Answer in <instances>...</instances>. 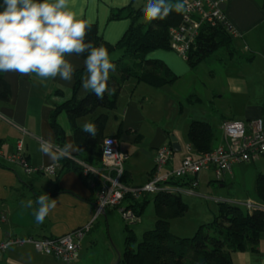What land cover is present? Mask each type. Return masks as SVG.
<instances>
[{"label":"crops","instance_id":"1","mask_svg":"<svg viewBox=\"0 0 264 264\" xmlns=\"http://www.w3.org/2000/svg\"><path fill=\"white\" fill-rule=\"evenodd\" d=\"M218 1L225 4L223 13L237 34L231 38L228 46L218 48L206 61H203L208 62L216 55L215 59L220 66H223L221 67L224 73V76L222 75L223 86L218 91L208 90L211 99H209V104L216 112L211 120L216 124L215 129L220 133V136L215 134L210 121H201L191 115L194 113V106L202 104L200 98L195 94L185 95L186 99L183 103L190 108L184 109L180 104L178 114L179 119H182L183 123L188 126V130L194 121L207 123L213 133L212 148L222 144L219 126L223 121L246 122L264 119V103H261L260 100L261 92L264 91V85H262L264 76L257 75V68L251 66L255 61L264 64V0ZM136 2L137 0H129L126 6H121L123 0H72L71 7L78 16L92 21L98 37L107 47L113 49L110 58L115 53H120L119 59L126 61L127 57L115 48L130 25L129 9H141V7L135 6ZM116 15L118 18H115ZM219 50H224L222 57L220 54H216ZM148 57L151 60L159 59L158 61H161L169 69L175 76L173 86L178 88L182 86L191 88L190 85L196 84L195 71L203 63H199L195 68H190L187 62L171 50H156L149 53L146 58L148 59ZM70 59L76 65V71L70 84L58 77L55 80L44 81L38 78L35 73L21 75L11 71L0 72L10 89L9 101L0 103V149L4 156L12 154L16 142L22 139L23 152L31 167H50L57 164V161L52 162L39 151L41 138L51 137L55 143V133L50 125V116L63 103L73 97L79 101L88 93H85L81 88L82 78L87 74L83 63L84 59L74 55ZM111 62L114 61L111 59ZM240 63L250 64V66L246 65L244 69L238 70L241 67ZM77 72H83V74L74 92ZM125 84L127 88L124 90L128 92L125 100L120 99L123 90L121 87L113 110L97 109L92 115L79 118L75 123L82 130V125L85 122H93L99 115L105 114L107 120L102 137H115L120 150L128 153L129 160L124 166L126 180L129 187H141L155 174L156 151L163 146L170 145V137L175 135L177 130L174 125L168 126L166 129L151 126L150 124H159V117L156 115L154 119L156 123H147L146 118L149 112L146 107L153 102L151 97L143 93L151 94V92L142 88L143 83H136L132 78L126 80ZM190 92H193L192 89ZM233 94L238 97L253 94V101L250 99L249 102H244L243 100V105L238 108L233 104L231 97ZM188 98L192 99L187 101ZM146 103L147 106H145ZM109 120L116 124L110 131L106 129ZM56 122L64 132L65 143L68 141L74 143L65 112H61L57 116ZM163 124L172 123L166 121ZM23 130L26 133L24 136L21 133ZM215 141L217 144L213 146ZM186 146H188L187 135L184 149ZM76 153L77 151L72 152L69 157H73ZM184 154L185 152L178 158H175L174 155L173 162L168 169L170 167L178 168ZM163 171L165 170H161L160 173ZM201 175L211 176L212 174L207 172L199 174L196 178L197 186ZM227 178L229 176L219 183L224 185ZM230 178L232 179V175ZM189 187H182L186 191L184 195L192 194L187 193ZM46 193L50 198L57 199V205L43 223H37L33 215V211L38 207L35 202L40 195ZM28 200L33 201L32 208L22 206L21 201ZM94 201L95 193L83 183L78 173L73 170L65 172L58 180L53 181L47 176L27 177L20 168L0 160V243L9 238H58L64 236L85 226L91 220ZM103 216L105 217V212ZM86 243L90 248V241ZM55 261L50 256L36 251L31 245L12 247L0 255V264H56Z\"/></svg>","mask_w":264,"mask_h":264},{"label":"trees","instance_id":"2","mask_svg":"<svg viewBox=\"0 0 264 264\" xmlns=\"http://www.w3.org/2000/svg\"><path fill=\"white\" fill-rule=\"evenodd\" d=\"M128 17L130 25L115 48L117 51H121L127 60L119 59L112 62L116 68L114 71H110L104 99L100 100L95 94L88 92L79 101L73 97L63 103L50 116V125L55 133V144L61 147L65 144L64 132L56 122L57 116L61 112H65L74 144L78 149L73 157L57 161L59 169L55 177L52 178L53 181L58 180L65 172L73 170L89 187L90 178L82 175V169L76 164V161L91 167L99 165L101 144L104 139L102 133L107 117L105 114H101L92 122L97 128L95 136L79 129L75 123L77 119L92 115L97 109L113 110L122 84L128 79L132 78L136 83H143L154 88L172 85L175 81V76L161 61L147 59L146 56L156 50H170L168 31L180 25L181 13L173 11L164 20L147 23L141 22V9L130 8ZM115 18H118V15ZM231 38L233 37L226 32L223 26L202 27L199 37L188 53L187 65L190 68H195L199 63L206 61L218 48L228 46ZM87 40L93 42L97 47L105 46L109 54L113 52V49L107 47L98 37L94 25L88 31ZM80 57L84 59V56ZM82 74L83 72H77L75 75L74 92ZM9 99V86L0 75V103H6ZM190 99L192 98L187 101ZM187 137L188 145L195 153L202 154L213 149L211 147L213 133L207 123L192 122ZM95 155L98 157L96 158ZM122 182L129 186L125 174ZM176 185L189 186L188 183H176ZM255 190L257 201L264 204V175L257 176ZM149 198H152L154 206V229L144 232L134 249L135 236L129 230V224L125 225L126 236L120 259L122 264H231V252L244 250L245 244L255 247L264 232V211L255 210L249 213L240 207L219 203L217 204L218 216L211 224L200 226L191 238H178L170 234V221L182 217L187 211V205L182 202L180 195L165 192L144 195L141 198L127 195L123 200V205L131 209L139 221Z\"/></svg>","mask_w":264,"mask_h":264},{"label":"built area","instance_id":"3","mask_svg":"<svg viewBox=\"0 0 264 264\" xmlns=\"http://www.w3.org/2000/svg\"><path fill=\"white\" fill-rule=\"evenodd\" d=\"M186 11L181 13V23L168 31L170 50L175 52L185 62L188 53L200 35L202 27L216 28L223 26L226 32L235 37L237 34L227 21L218 0H187ZM219 130L222 134V144L209 152L195 153L188 145L178 168L168 167L172 164L175 153L170 145L156 151L154 158L155 174L141 187H129L123 184L124 166L129 160L128 153L121 151L114 137H105L101 145L99 165L91 167L82 162L76 164L82 169V175L89 177V188L95 193L93 216L83 227L58 237L44 238H9L0 243V255L9 248L31 245L36 251L50 256L56 261L70 264L78 261L81 243L96 220L107 208L117 209L126 224L138 222L131 209L123 205L125 196L141 198L144 195H155L160 192L169 194H184L186 191L176 183H189V188L197 187V176L203 172L212 174L217 182H222L231 175L235 165L248 164L255 160L264 159V119L240 121H223ZM24 136L25 131H21ZM0 160L20 168L27 177H55L59 166L31 167L23 152V141L19 139L12 154L4 156L0 149ZM168 169V170H167ZM161 170L163 173H160ZM191 193V191H187ZM217 204L226 203L231 206L252 212L264 211V204L251 201L217 200Z\"/></svg>","mask_w":264,"mask_h":264},{"label":"rangeland","instance_id":"4","mask_svg":"<svg viewBox=\"0 0 264 264\" xmlns=\"http://www.w3.org/2000/svg\"><path fill=\"white\" fill-rule=\"evenodd\" d=\"M142 3L143 0H137L135 6L142 8ZM141 22H145L143 13ZM223 53L224 50H219L216 54H220V57H222ZM120 55V53H115L110 59L116 61L120 58ZM149 58L150 57H148V59ZM215 58H217L216 55L208 62H203L198 66L194 75L196 77V84L190 85L191 88L188 86L178 88L173 86V84L166 85L161 89L146 84L141 85L142 88L151 92V94H143L151 97L153 102V104L149 106H147V103L145 105L149 107H146L149 112L146 122L156 123L154 121L156 115V117H159V124H150L151 126L166 129V127L174 125L177 130L173 137L178 139L181 152L175 153V158H178L184 153L183 149L186 143L188 126L183 123L182 119H179L178 114L180 104L184 109L190 108L183 103L185 101L184 99H186L185 95L188 93L195 94L202 101L200 106H194V113H191V115L197 117L201 121H210V125L215 134H217L218 137L220 136V133L216 132V124L211 120V117L216 112L212 110L209 104L211 99L208 93L210 89H214L215 91L220 90L224 83V78L222 77L224 73L222 71L223 68H221L223 66H220ZM240 64L241 67L238 68L237 66L238 70L244 69L247 65L245 63ZM247 66H250V64ZM251 66L257 68V75L264 76V71H262V69H264V64H262V62L255 61ZM125 86L127 85L124 82L122 84L123 90L120 95L122 101L125 100V96L128 93L124 90L127 88ZM191 89L193 92H190ZM252 96L253 94L246 95L245 97H238L233 94L231 97L233 99V104L241 108L243 100L244 102H249L250 99V101H253ZM260 100L261 103H264V91L261 92ZM182 115L184 116V114ZM166 121L172 124H163ZM115 125L116 124L112 123V120H109L106 129L110 131L114 129ZM216 144L217 142L215 141L213 146ZM97 155H95L96 158L98 157ZM259 174L264 175V159L233 166L231 170L232 179L230 175L229 178L226 179L224 185L217 182L212 175H201L198 186L195 189L189 188L192 193L191 195L180 194L182 202L187 205V211L182 217L170 221V234L178 238H191L200 226L211 224L218 216L217 200L251 201L259 203L256 199L255 190V181ZM151 199L152 198H149L148 204L145 205L139 221L128 226L129 230H131L135 236V242L133 243L134 249H136L137 244L140 242L143 233L154 229L155 215ZM125 225L126 223L122 220L117 209L107 208L105 210V217L103 215L99 217L91 232L84 236L79 251L78 262L70 264H122L120 259L123 253L126 236ZM87 241H90V248L86 245ZM10 249L11 248L8 250ZM83 255L84 257H82ZM230 257L231 264H264V232H262L260 240L255 247L250 244H245L244 250H235L231 252ZM55 262L56 264H65L59 261Z\"/></svg>","mask_w":264,"mask_h":264},{"label":"clouds","instance_id":"5","mask_svg":"<svg viewBox=\"0 0 264 264\" xmlns=\"http://www.w3.org/2000/svg\"><path fill=\"white\" fill-rule=\"evenodd\" d=\"M72 0H2L0 3V72H16L21 75L35 73L41 80H60L69 84L73 80L76 65L70 57L84 56L86 76L82 78L81 88L103 100L107 91L110 71L116 65L111 62L108 49L95 46L87 40L92 26L72 10ZM129 0H123L126 6ZM187 0H143L141 11L147 23L166 19L173 11H186ZM96 125L85 122L82 131L96 135ZM77 146L68 141L62 147L51 137L41 138L39 151L56 162L69 157L77 151ZM33 211L37 223L56 208L57 199L43 194L35 202ZM25 208H32L33 201H21Z\"/></svg>","mask_w":264,"mask_h":264},{"label":"water","instance_id":"6","mask_svg":"<svg viewBox=\"0 0 264 264\" xmlns=\"http://www.w3.org/2000/svg\"><path fill=\"white\" fill-rule=\"evenodd\" d=\"M224 8H225V4L221 3L222 11L224 10ZM170 146H171V149L173 150L174 153L181 152V147H180L179 143L177 142V139L173 136L170 137Z\"/></svg>","mask_w":264,"mask_h":264},{"label":"flooded vegetation","instance_id":"7","mask_svg":"<svg viewBox=\"0 0 264 264\" xmlns=\"http://www.w3.org/2000/svg\"><path fill=\"white\" fill-rule=\"evenodd\" d=\"M224 201H226V200H224Z\"/></svg>","mask_w":264,"mask_h":264}]
</instances>
